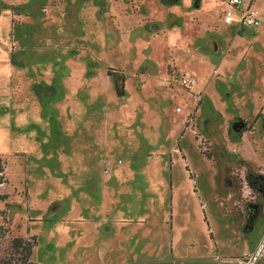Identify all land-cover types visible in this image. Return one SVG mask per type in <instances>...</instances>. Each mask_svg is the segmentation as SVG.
I'll return each instance as SVG.
<instances>
[{
	"label": "rangeland",
	"instance_id": "rangeland-1",
	"mask_svg": "<svg viewBox=\"0 0 264 264\" xmlns=\"http://www.w3.org/2000/svg\"><path fill=\"white\" fill-rule=\"evenodd\" d=\"M220 9L0 0V256L35 237L38 264H264V42L241 63Z\"/></svg>",
	"mask_w": 264,
	"mask_h": 264
},
{
	"label": "crops",
	"instance_id": "crops-1",
	"mask_svg": "<svg viewBox=\"0 0 264 264\" xmlns=\"http://www.w3.org/2000/svg\"><path fill=\"white\" fill-rule=\"evenodd\" d=\"M226 2H227V0H214V4L217 3V5H219V7L221 9L215 13V15H214V17H212V19H216L214 22H215V24H218L217 30H220V31H223L224 28L227 27V25H235L236 26L234 33H233L234 35H233L232 40L237 39L242 44L245 45V48H244L242 56H241V63H242L245 61V59L247 58V56L250 53H253V51L257 52V54L260 53L258 50L259 49L261 50V44H262V42H264V25L262 27H260L258 29V31H254L253 29H251L247 26H241V24L237 21L230 23V24L225 23L224 17H223V12L225 10ZM161 3H162V1H161ZM179 3H180V1H179ZM178 4H176V5H178ZM162 5H164V4L162 3ZM164 6H166V5H164ZM173 6H175V5H173ZM168 7H172V6H168ZM252 11L255 12L256 15L264 22V0H255L254 4L252 6ZM252 49H254V50H252ZM225 62L228 63L227 60ZM255 76H257V77H255L256 79L254 80V83L256 85H264V67L256 68L255 69ZM188 78H192V77H188ZM197 84H198V82L196 80V85L192 88L194 89L197 86ZM196 91H199V90H196ZM260 110L262 111V113H264V104L262 105V108L259 109L258 113L256 114V117H255L257 119L256 124H258L259 121L264 120L263 116L262 117L259 116ZM251 138H252L251 134L245 133L243 135V137L239 138V140L243 144H245V146L246 145L252 146V145H254V140H252L253 138L252 139ZM259 139L262 140L261 138H259ZM0 159L5 161L2 158H0Z\"/></svg>",
	"mask_w": 264,
	"mask_h": 264
},
{
	"label": "trees",
	"instance_id": "trees-1",
	"mask_svg": "<svg viewBox=\"0 0 264 264\" xmlns=\"http://www.w3.org/2000/svg\"><path fill=\"white\" fill-rule=\"evenodd\" d=\"M166 6H173L180 0H161ZM108 75L110 73L108 72ZM48 89V88H46ZM119 97L124 96L123 91L117 90ZM188 170V169H187ZM254 177L247 173L246 182L249 188L256 194H264V176ZM37 241L35 237L29 239L18 237L12 240L11 245L4 250L3 256H0V264H38L34 259ZM2 246L0 244V252Z\"/></svg>",
	"mask_w": 264,
	"mask_h": 264
},
{
	"label": "built area",
	"instance_id": "built-area-1",
	"mask_svg": "<svg viewBox=\"0 0 264 264\" xmlns=\"http://www.w3.org/2000/svg\"><path fill=\"white\" fill-rule=\"evenodd\" d=\"M255 0H227L225 10L223 12L224 22L227 24L235 21L239 22L241 26H247L251 29H259L264 25V22L252 11V6ZM180 85L185 89H191L196 85V80L185 77L180 81ZM181 112L179 108L177 110ZM6 164L0 159V188L6 187ZM258 253L264 250V240L259 245Z\"/></svg>",
	"mask_w": 264,
	"mask_h": 264
},
{
	"label": "bare ground",
	"instance_id": "bare-ground-1",
	"mask_svg": "<svg viewBox=\"0 0 264 264\" xmlns=\"http://www.w3.org/2000/svg\"><path fill=\"white\" fill-rule=\"evenodd\" d=\"M262 252V251H261Z\"/></svg>",
	"mask_w": 264,
	"mask_h": 264
}]
</instances>
